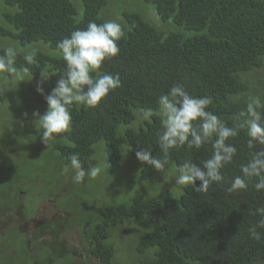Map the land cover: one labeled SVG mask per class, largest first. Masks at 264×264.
<instances>
[{"label": "trees", "instance_id": "obj_1", "mask_svg": "<svg viewBox=\"0 0 264 264\" xmlns=\"http://www.w3.org/2000/svg\"><path fill=\"white\" fill-rule=\"evenodd\" d=\"M125 2L112 8L109 0H81L79 13V6L70 0H0V56L9 46L15 49V71L0 72V200L4 201V190L11 185L14 190H42L44 183L69 188L74 183L85 191L87 176L77 183L71 171H63L72 154H78L86 171L93 165L92 158L101 155L106 175L125 171L133 163L139 166L137 151L166 158L165 170L186 160L200 165L212 155V141L198 150L186 145L172 149L167 157L157 142L158 97L180 83L191 95L211 98L208 110L237 130L229 140L237 155L222 170L225 181L208 192L183 187L178 196L171 192L157 196L143 188L128 203L108 206L91 253L102 263L114 264L109 233L143 219L155 230L138 235L135 250L141 259L136 264H264V229H258L259 241L248 233L260 219L257 209L264 207V191L257 192L251 185L244 191H226L249 158L240 113L250 98L259 97L258 110L264 115V0ZM109 19L124 30L120 52L94 70L93 76L119 75L121 86L96 107L74 105L70 130L58 134L47 148L32 113L42 115L48 108L35 90L37 85L49 94L66 71L57 43L89 21ZM33 43L35 47L28 46ZM145 109L153 110L149 119H142ZM256 147L260 150L264 145ZM158 176L165 174L141 162L139 182ZM83 200L71 199L75 216L84 211ZM95 211L87 210L89 219Z\"/></svg>", "mask_w": 264, "mask_h": 264}, {"label": "clouds", "instance_id": "obj_2", "mask_svg": "<svg viewBox=\"0 0 264 264\" xmlns=\"http://www.w3.org/2000/svg\"><path fill=\"white\" fill-rule=\"evenodd\" d=\"M123 36L122 25L116 20L89 21L85 28L71 31L57 43L66 71L49 94L45 95L42 84L37 85L36 90L44 96L48 108L42 115L39 111L32 113L35 127L42 134V142L47 148L58 134L70 130L73 119L70 109L74 105L96 107L110 92L121 86L119 75L103 73L93 76V72L106 60L118 56V42ZM14 58L15 49L9 46L6 53L0 56V72L15 71ZM211 103V98L191 95L183 84L177 83L158 97L156 110L161 125L157 142L165 157L172 149L186 145L188 149L198 150L212 141L210 158L200 162V165L186 160L169 173H165L168 160L157 158L149 151H137V160L164 172L165 180L170 174L175 186H191L198 193L208 192L212 185L223 183L225 176L222 170L237 155L236 146L229 140L238 133L235 127L228 126L208 110ZM261 106L259 97L250 98L245 111L240 113L239 127L246 131L248 137L249 158L241 165L240 174L231 178L226 189L229 193L247 190L249 185L257 192L264 191V148L257 150L256 147L264 145V115L258 110ZM24 115L27 117V113ZM152 115V109L142 111V119H149ZM69 161L63 171H71L77 183L86 176L95 178L102 170L100 163L96 162L86 171L78 154H72ZM197 181L200 182L198 186ZM257 213L260 219L248 229V233L250 238L259 241L262 234L258 229H264V207L258 208Z\"/></svg>", "mask_w": 264, "mask_h": 264}, {"label": "flooded vegetation", "instance_id": "obj_3", "mask_svg": "<svg viewBox=\"0 0 264 264\" xmlns=\"http://www.w3.org/2000/svg\"><path fill=\"white\" fill-rule=\"evenodd\" d=\"M44 185L46 188L42 190L41 187L14 190L12 185L4 190V201L0 200V264H93V260L105 264L91 253L103 214L95 212L91 219H80L71 211V200L59 198L69 187ZM95 219L97 222L93 223ZM115 232H119L118 227L108 237L113 238ZM63 234H70L73 241L66 242ZM39 249L46 258L38 255ZM24 254L32 255L30 263Z\"/></svg>", "mask_w": 264, "mask_h": 264}, {"label": "rangeland", "instance_id": "obj_4", "mask_svg": "<svg viewBox=\"0 0 264 264\" xmlns=\"http://www.w3.org/2000/svg\"><path fill=\"white\" fill-rule=\"evenodd\" d=\"M74 6L79 10V13L82 12L81 0H70ZM125 0H109V4L112 8H120L123 4H125ZM109 13H112L109 11ZM37 43L29 44L28 46H34ZM47 48L48 46L45 45ZM49 49V48H48ZM50 80V77H47ZM24 83V82H23ZM37 89V88H36ZM35 89V90H36ZM44 89V87H43ZM37 91V90H36ZM106 151L103 149V156ZM93 165L96 162L101 163V172L95 178H87L86 179V187L85 191L81 188H78L76 184L72 183L73 188H67V192L64 194L61 201L65 199H72L76 202H79L80 198L84 199V211L79 214L80 219H87L88 212L87 210L90 208H95L99 214L105 215L106 208L108 206H116L120 203H128L130 198L137 192L142 191L143 188L145 190H149L150 192H154L157 196H162L166 192H171L173 195L178 196L182 192V188L184 186H175V180L172 179V176L169 174L168 179L165 180V176H158L156 179H148L146 181L139 182L137 180V174L140 171L141 162L139 166L137 163L130 164L126 167V170H117L113 175H106L103 173L105 169L104 161L101 162L102 156L98 155L97 157L92 158ZM175 166L168 168L165 170V173H169L171 170H175ZM164 181V182H163ZM163 182V183H162ZM166 182V183H165ZM162 183V184H161ZM82 187V186H81ZM169 187L174 188L175 192L172 191ZM24 192V191H23ZM31 193V192H30ZM24 202H27V198L24 199ZM93 205V207H91ZM82 211V210H81ZM94 212V213H95ZM95 216V215H93ZM97 222V219L93 221V223ZM154 224L148 225L147 222L143 219L139 220V222L128 226L127 224L122 225L125 226L121 229V232H115L113 238L108 237V244L113 245V263L114 264H136L141 258V255L137 253L135 250L136 241L138 235H147L148 233L155 230L152 227ZM81 224L79 225V227ZM73 232H75L73 230ZM72 234V233H71ZM137 234V236H135ZM70 234H63V237L66 242L73 241L72 236ZM110 238V239H109ZM4 247L2 251L4 252ZM44 252H41L39 249L38 255L41 258H46ZM8 255V254H7ZM147 257L146 254H144ZM31 254H24V258L28 259L26 262L30 263L32 261ZM4 257V256H3ZM18 257L22 256L18 254ZM93 264H101L93 260Z\"/></svg>", "mask_w": 264, "mask_h": 264}]
</instances>
